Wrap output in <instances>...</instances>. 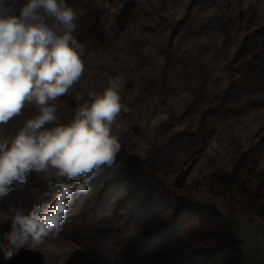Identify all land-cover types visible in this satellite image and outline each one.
<instances>
[{
  "label": "rangeland",
  "instance_id": "374dc122",
  "mask_svg": "<svg viewBox=\"0 0 264 264\" xmlns=\"http://www.w3.org/2000/svg\"><path fill=\"white\" fill-rule=\"evenodd\" d=\"M73 2L85 69L59 122L111 79L130 110L112 129L121 151L57 237L0 264H264V0ZM42 175L0 198V233L10 208L54 200Z\"/></svg>",
  "mask_w": 264,
  "mask_h": 264
},
{
  "label": "clouds",
  "instance_id": "9594fccd",
  "mask_svg": "<svg viewBox=\"0 0 264 264\" xmlns=\"http://www.w3.org/2000/svg\"><path fill=\"white\" fill-rule=\"evenodd\" d=\"M16 4L0 0V125L30 105L38 114L26 119L10 142L0 141V198L32 172L58 191L52 202L35 203L26 214L10 208L13 214L4 217L10 231L0 233L5 261L21 249L35 252L59 235L74 197L87 194L89 181L115 163L121 143L113 125L130 111L109 79L101 92L88 93L69 122L60 123L55 101L85 69L83 45L73 35L77 15L65 0H27L14 14Z\"/></svg>",
  "mask_w": 264,
  "mask_h": 264
},
{
  "label": "trees",
  "instance_id": "16d2710c",
  "mask_svg": "<svg viewBox=\"0 0 264 264\" xmlns=\"http://www.w3.org/2000/svg\"><path fill=\"white\" fill-rule=\"evenodd\" d=\"M5 3H11V1L10 0H5ZM66 3H67V5L69 7H72L74 9V2H73V0H66ZM12 12L14 14H18V10L15 7H13ZM232 73H233V70H232V67H230L229 68V76H231Z\"/></svg>",
  "mask_w": 264,
  "mask_h": 264
}]
</instances>
